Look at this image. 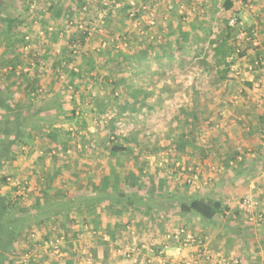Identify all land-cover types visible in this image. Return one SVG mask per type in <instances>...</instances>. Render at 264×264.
Instances as JSON below:
<instances>
[{
  "label": "crops",
  "instance_id": "crops-1",
  "mask_svg": "<svg viewBox=\"0 0 264 264\" xmlns=\"http://www.w3.org/2000/svg\"><path fill=\"white\" fill-rule=\"evenodd\" d=\"M47 1L53 5L49 14L57 20L73 12L78 2L86 0ZM224 1L192 0L191 3L197 4L198 7L202 5L204 8L209 4L213 8L214 14L212 13V15L215 16L212 21L214 25L215 21H221L218 16H227L232 11L223 6ZM244 1L250 2L248 10L247 6H242L240 0H232V9L239 10V12L244 9L245 18H247V13L252 14L253 12L256 14L252 15L256 18L254 22L256 24L264 23V0ZM32 2L33 0H0L1 27L5 29L6 25L13 20L17 29L26 33L24 27L27 23L24 22L22 16L26 17ZM45 4L46 2L43 6ZM158 4L161 5H159V13L163 18L168 19L169 25L181 24L177 18L174 20L170 14L184 7L181 6L182 1L175 3V10H165L166 15L162 14L161 8L167 9V1L161 0ZM189 8L192 7L189 6ZM204 8L203 12H206ZM181 11L179 9L180 13ZM199 19L195 21V24L204 21ZM258 26L256 25V28ZM260 26L264 27V25ZM24 44L17 45L15 54L18 53L25 57L24 65H32L24 68L30 70V76L43 80L40 77H44L45 72L53 73L59 70L55 65V60L48 56V51L42 50L45 52L43 58L29 60L24 51ZM255 52L260 54L264 66V47H259ZM3 54H5V46L0 39V57ZM6 55L10 56V54ZM33 61L37 63L39 71L34 69ZM44 63L49 64V68L46 69L43 66ZM19 67L21 68V65ZM5 71L6 69L0 70V83L4 84L6 81L9 85L14 84L16 79H7V74L4 77ZM91 73L92 71L88 70L86 76L80 78V82L87 80L90 86L93 85L90 82ZM253 77L257 81L262 78L264 83V72L255 73ZM29 83L27 82V84ZM35 85L44 87L45 84L40 82ZM23 86L28 89L26 85ZM251 86L252 88L246 89L244 86L240 87L239 90H245L244 92L248 93L249 99L236 102L237 105L234 106H238L235 109L239 113L234 115L230 113L233 115L232 122H222L220 127L223 134L216 136L213 141L216 147L213 153L215 157L207 159L206 156H203L200 157L202 159L200 162L203 163L202 166L207 165L209 171L217 167L219 172L232 174L228 180H225L226 177L223 176V181H219L215 190L220 191L222 188H227L228 191L234 193L231 196L238 194V198L247 192H253L264 209V84L261 88L253 87V84ZM4 87H1L0 84L1 93ZM13 87L17 88V86ZM60 87L61 85L55 82L51 97L53 94H58ZM236 88L228 89V91L235 94ZM228 91H226L227 94ZM20 100L13 99L12 103L18 106V110L25 118L23 138L3 160L0 171L5 168L6 159L14 165L17 164L20 159L18 158L19 149L25 153L21 159L28 158L30 151L35 154L34 159L30 158V165L26 171L27 179L23 181L28 185L29 196L26 201L32 208L26 213L32 215L31 218L36 223L29 238L36 241L39 238L37 234H40L46 241L48 239L52 241L64 236V254L61 258L53 260L52 264H80L81 259H91L94 264H141L144 258L150 254L151 246L162 247L172 244L174 241L169 240L168 235L180 227H186L199 236H208V246L215 254L212 264H264V222L258 224L247 222L242 213H234L231 204L228 205L229 210L224 215H217L213 222H205L195 213L181 212L180 199L182 197L194 196L201 191L200 196H206L213 189L203 188L194 193L185 186L184 191H181L182 188L179 186L167 187L157 183L153 177L149 179L147 171L150 170L151 173L159 168L155 162V153L152 151H138L134 145L130 149L129 144L125 143L128 149L121 154H116L106 146V150L96 149L92 154L85 155L89 158L88 165L82 167L68 165L64 170L57 171L53 166L54 163L49 162L50 158L55 156H51L55 151L52 147L63 148V154L68 155L65 162L69 164L70 157L82 156L77 149L80 148V144L77 143V147L76 145L65 147L60 141L49 138L47 134L52 129L60 131L63 124H59L57 121L49 123L44 118L27 117V110L23 108L24 105ZM151 106L155 107V105ZM58 109L59 106H57ZM44 128H48V130L36 134L38 130ZM237 155H242L243 159L231 166L229 161ZM187 158L193 160L196 157ZM69 167L70 170H68ZM231 168L232 170L237 168L239 171H230ZM69 179L73 181L72 184L68 181ZM216 181L218 180L216 179ZM12 191L14 189L8 182L0 183L1 195L9 197L8 193ZM117 193L137 194L145 200L140 204L139 201L128 202L126 197L121 195L119 197ZM96 195L101 196L102 199L95 202L87 200V197L91 198ZM92 212H95L99 217L98 225H95ZM230 213L233 218L228 220ZM42 250L41 247L39 253L44 255L45 252Z\"/></svg>",
  "mask_w": 264,
  "mask_h": 264
},
{
  "label": "rangeland",
  "instance_id": "rangeland-1",
  "mask_svg": "<svg viewBox=\"0 0 264 264\" xmlns=\"http://www.w3.org/2000/svg\"><path fill=\"white\" fill-rule=\"evenodd\" d=\"M137 1L140 5L147 4L154 9L156 14L155 25H127L128 18H124L126 21H123L122 19L125 16L122 14L118 15L120 8L111 12L104 23L99 21L97 22L96 20H98V18L94 15L102 7V0L80 1L75 5L73 12L56 20L49 14V11L52 10V4H49L47 0H33L32 6L29 5L26 17L22 16L24 22L27 23L24 27L27 33L26 43L23 46L24 51L27 53L29 60L43 58V53L48 51V56L55 60V65L58 66L59 70L55 72L52 71L53 73L45 72L46 75L44 77H40L43 80H38L37 83L43 82L45 84L44 87L36 86L38 88L37 90H32V88L27 90L23 85H27V82H32L34 76H30V70L24 69L25 67H31L32 65H24L25 57L21 55L22 58L15 72V75L17 76V78H15L16 81L14 84L10 85L6 81L4 83L5 85L1 82V87L5 86L2 89V93L4 96L6 95L9 98L8 101L10 103H12L13 99H21L20 102L24 105L23 108L27 110V117L39 119L44 118L49 123L57 121V123L63 124V126L61 125L62 127H60L63 132H70L75 136L71 145H76L77 147V143H79L80 148L77 149L82 156L76 158L70 157L68 159L71 160L69 164L65 162L68 155L63 154L64 149H58L56 146L52 147L55 151L51 154V156H55H52L50 158L51 161L49 162L52 164L54 163L53 166L57 169V171L64 170L68 165H70V167L86 166L88 165L89 158L85 155L92 154L96 149L106 150V146L108 149L113 141L120 140L129 144L130 149L134 145L138 151L149 150L155 153V162H157L159 168L151 173L150 170L147 171L146 174L149 176V179L150 177H153L157 183L166 185L167 187L176 185L182 188L181 191H184V187L187 183L186 175L190 172L177 166V163L180 162L182 166L199 167L202 171V178L207 179L211 174L214 176L209 184L204 187V189H213L212 191H209L206 196L217 197L224 201L226 205L231 204L234 206L236 200L239 199L238 194L231 196V194L234 193L228 191L227 188H222L220 191L215 190L216 186L219 185V181H223V176L226 177L225 180H228L232 177V174L219 172L217 171V167H214V169L209 171L207 165L202 166L203 163L200 162L202 159L200 158L201 156L198 152H185L184 154H178L175 151L173 142L180 134V127L178 126L176 115L178 112L177 109L180 106H186L191 113H195L200 116V125L196 129L195 138L198 143L204 147V149H208L210 151V153L206 155V158H214L215 156L213 153L216 147L213 141L216 136L223 134L220 127L222 122H232L233 115L239 113L235 109L238 106H234L237 105L236 102L238 103L241 100L249 99L248 93L244 92L245 90H239L240 87L244 86L245 89L252 88L251 85L253 84V87L261 88L264 84L262 82V78L257 81L258 85H255L249 80V78L254 76L255 73L264 72L261 56L255 52L259 47H264V27L260 26L264 25V23L262 22L256 24L254 22L256 18L252 16L254 14L253 12L252 14L247 13V18H245L244 9L240 12L239 10L237 11L236 15L242 20L244 25L249 29L253 28L257 31L258 45H243L240 47L237 42L235 43L237 52L234 58H232V60L235 61L232 65H235L237 71L234 72L231 70L230 77L223 83L219 85H212V81L215 78L216 73L211 58V44L208 40L197 44L194 42V37H192L190 42L185 45H173V51L170 55H159L158 50H151L148 58L140 65L139 69H141L143 73L139 76L137 75V77L133 76L134 82L141 83L143 81V85L147 89L155 91V94L150 99V103L142 110L132 113L128 109L121 111L119 110V107L111 105L105 113L101 114L98 112L97 106L92 102H89L88 96V98L84 101L79 100V95L83 93H87V95H94L101 92L102 90L100 86L94 84L92 79H90L91 84H93L91 86L89 82L87 83V80H84L82 82L84 84H82L80 82V78H76L73 83H70L72 71H74L72 65L74 66L76 64L79 68L84 59L91 58L97 61L96 65L99 67L100 62L96 53L98 48L104 41L106 42V46L110 43H115L117 46L121 45L124 40H121L118 37L119 32L123 29L124 25L128 26L126 29L127 31L129 30L131 34L139 35V39H135L133 42L130 40L127 47H117L129 53L130 51H135L137 46H140L141 42L146 41L148 36H154L155 32L160 35H169L171 44H173L174 36L176 34L178 35L182 30L190 31L192 29V25L195 24V21L200 20L199 18L202 17L203 14H214L213 8L210 7L209 4L206 8L200 5L201 8L206 10V12H202L199 10L197 4L191 3L192 0H174V3L182 1L183 4H181V6L187 7L179 8L186 13V19L180 18L182 13H180L179 9H177V13L174 12L170 15L174 18V20L177 18L181 24L169 25L167 22L168 19L163 18L159 13L160 4H158V2L161 0ZM166 1L168 5L170 0ZM240 1L243 3V7L247 6V10L250 8V2H245L244 0ZM45 2L46 4L43 6ZM83 5H87L89 7L88 10H86V13L80 11ZM189 6L192 7V9H196L191 14H187V12L191 10ZM161 9L162 14L165 15L167 14L165 13V10H175L168 7L167 9L165 7ZM231 15L232 11L227 16H218L221 18V21H215L216 23L213 26L214 32L211 39H215L216 36H218L221 29L224 27V20ZM77 21H83L85 23L84 26L88 28L87 31H89V33L83 41L80 37H77V39L71 42V45L69 41H71L70 39L72 35L81 30V28L77 27L78 25H75V22ZM147 21L148 16L143 15V24H146ZM92 22L97 23L95 25H91ZM49 25L53 26L52 31L47 30ZM256 25H259L258 28H256ZM138 28L143 29L145 31L144 34H140L138 32ZM74 44L77 45V53H74ZM57 48H60L61 51L57 52ZM239 48L240 50H238ZM42 50L45 52H42ZM255 58H258L261 63V69H258V71H256V69H251V64ZM60 60H62V63L59 62ZM33 62L34 69L39 71L37 63L35 61ZM20 65L21 68L19 67ZM55 65L53 66L54 68L56 67ZM43 66L46 67V69L49 68V64L47 63H44ZM7 73H9V71L6 70L3 76L6 77L5 74ZM131 77L132 75L129 73L128 78L130 79ZM55 82H58L61 85V89L58 94H53L51 97V92L54 91L52 87ZM13 86H17V88H14ZM231 88H236L235 94L228 91V89L230 90ZM226 91L229 93L227 94ZM71 95L72 98L70 97ZM234 95H236V97H234ZM48 97L49 99H47ZM117 101L119 102L116 105L120 106L122 99H118ZM151 105H155V107L153 108ZM57 106H59L58 110ZM74 106L77 107V111H80L82 115L85 116L88 122V128L82 133L75 132V124L72 119H66L61 116L63 111L69 112ZM1 115L2 112L0 111V120L2 118ZM190 128L191 126L188 125L186 129L188 130ZM44 130H48V128L41 129L40 131L38 130L36 134H41ZM125 139L127 140L125 141ZM18 151V158L20 159H18L17 164L14 165V163H11V161L6 159L4 164L5 168L0 171V177H11L13 184L16 181L23 182L27 179L26 176L28 174L26 171L29 167L28 165H30V158H35V154L30 151L28 153V158L21 159L25 153L22 152V149H19ZM249 152L252 153V151ZM191 156H195L196 158L188 160L187 157ZM70 167L68 170H70ZM204 171L206 172L205 174L203 173ZM230 171L238 172L239 170L237 168L232 170L231 168ZM216 179L218 181H216ZM68 181L71 182V184L73 183L71 179ZM8 194L10 195L8 199L11 201V211L13 215H26V210L32 209L26 201L29 196V192L27 197L18 196L14 194V191ZM196 194L200 195L202 194V191ZM232 218V214L230 213L228 220ZM35 224L36 223L32 218H27L23 221L22 228L20 229V236L8 253V257L13 264H19L24 260L26 255L30 256L32 253L39 254L41 260L45 264H52L53 260L61 258L62 255L60 257L50 255L52 251H47L44 248L46 239H44L40 234H37L39 238L36 241L29 238ZM50 240L51 239H48L47 241ZM174 244L175 241L172 244L167 245L171 246ZM41 247L43 248L42 251L45 252L44 255L39 253Z\"/></svg>",
  "mask_w": 264,
  "mask_h": 264
},
{
  "label": "trees",
  "instance_id": "trees-1",
  "mask_svg": "<svg viewBox=\"0 0 264 264\" xmlns=\"http://www.w3.org/2000/svg\"><path fill=\"white\" fill-rule=\"evenodd\" d=\"M124 0V5L119 9V14L124 15L123 21L128 18V11L131 8L130 4ZM175 6V5H174ZM223 6L226 9H231L232 14H237L236 9L233 8L232 0H225ZM168 7V5H167ZM174 9V7H173ZM61 14V13H60ZM137 16H140L138 13ZM126 18V19H124ZM183 18V15H180ZM203 22H197L192 25V29L189 31L182 30L180 33L174 36L173 44H171L170 36L167 34L160 35L155 32L152 37H147L146 41L140 43L137 49L133 52H125L120 48H117V44L110 43L106 47L99 49L96 53L99 58L100 65H96L97 61L84 59L78 71H72V78L70 83L76 78H83L86 76L87 71H92L91 79L94 84H97L101 88V92L94 95H87L83 93L79 95V100H85L89 97V102L97 106L99 113H105L109 106H117L119 110H130L132 113L142 110L147 104L150 103V99L155 94L154 90L147 89L143 84L136 83L133 80V76L137 77L143 71L139 69L140 65L148 58L151 50H158L159 55H170L173 51V45H185L189 43L192 37H194L195 43L208 40L212 46V62L215 68V78L212 81V85H219L230 77L231 65L235 62L234 58L237 48L235 42V32L233 28L228 24V18L224 20V27L221 29L218 36L215 39H211L213 34L214 25L213 20L215 16L212 14H203L200 17ZM10 19V17H9ZM122 27V26H121ZM126 25L119 32V39L133 42L135 39H139L138 34H131L126 29ZM200 30V31H199ZM89 31L87 29H81L77 33L73 34L70 43L77 37L83 41ZM131 34V35H130ZM0 39L5 46V54L0 57V70L6 69L7 78L12 79L15 75L17 67L21 60V54H15V50L18 44L26 43V33H22L17 29V25H14V21L11 20L4 29L0 25ZM69 43V44H70ZM72 45V43H71ZM6 54H10L7 57ZM231 59V60H230ZM63 60V59H62ZM62 60L59 62L62 63ZM67 62V61H66ZM68 63V62H67ZM9 68V69H8ZM98 68V69H97ZM97 69V70H96ZM95 71V73H93ZM132 77L129 79L128 74ZM14 77L13 79H15ZM38 79L35 77L32 82L27 84V90H37L36 88ZM30 87V88H29ZM34 87V88H33ZM88 96V97H87ZM118 99H122L121 105L118 104ZM176 120L180 127L179 137L174 140L173 147L175 151L180 153H192L198 152L203 157L210 153L208 149H204L195 138L196 129L200 125V116L195 113H191L186 106H180L178 109ZM0 111L2 112L0 120V166L3 160L9 155L13 147L16 146L23 138V127L25 118L18 110V106L13 105L8 101V97L3 95L0 91ZM70 115V116H69ZM63 118L72 119L75 124V132L82 133L88 128V122L85 116L80 111H77V107H72L71 111H63ZM190 125V129H186ZM47 136L53 140L60 141L65 147L71 145L74 141V135L70 132L65 133L63 130L55 131L52 129ZM127 139H125L126 141ZM111 152L121 154L125 152L128 147L124 142L118 140L113 141L109 147ZM7 177L1 176L0 183H5ZM186 187L189 185L186 183ZM120 197H126L128 202L139 201V204L144 202V198L135 194H121L117 193ZM171 196V195H169ZM101 196L96 195L93 197H87L88 201H100ZM180 210L183 213H195L199 215L205 222H213L215 217L219 214H223L229 210V206L221 199L209 196H188L180 199ZM12 205L8 197L0 194V264H13L9 257V250L13 247L15 241L20 236V229L22 223L27 218H31L32 215H13ZM28 211V210H26ZM25 212V211H23ZM234 213L238 211L234 210ZM94 216L95 225L99 223V217L95 212H92Z\"/></svg>",
  "mask_w": 264,
  "mask_h": 264
},
{
  "label": "built area",
  "instance_id": "built-area-1",
  "mask_svg": "<svg viewBox=\"0 0 264 264\" xmlns=\"http://www.w3.org/2000/svg\"><path fill=\"white\" fill-rule=\"evenodd\" d=\"M127 2L131 6L128 11L127 25H155L156 14L154 9H152L150 5H140L137 0H128ZM169 2L170 3L168 4V8H173L175 4L174 0H170ZM124 4V1L102 0V7L94 15L98 18V20L96 21L104 23L111 12H114L115 10L121 8ZM241 4L243 3L241 2ZM88 8L89 7L87 5H83L80 11L86 13V10H88ZM198 8L203 12V8ZM195 10V8H191V10L187 12V14H191ZM138 13L140 14V16H137ZM181 13L183 14V18L186 19V13L183 10L181 11ZM143 15L148 16V21L146 24H143ZM97 22H92L91 25H95ZM228 24L231 28H233L235 32V42H237L240 47H242L243 45H258L257 31L253 28L249 29L248 27H246L242 20L236 14H232L230 17H228ZM75 25H78V28L88 30V28L84 26L85 23L83 21H77L75 22ZM47 30L52 31L53 26L49 25L47 27ZM138 32L140 34H144L145 31L141 28H138ZM124 41H122L123 43L117 47H127L128 42ZM105 46L106 42L104 41L98 48V50L104 48ZM73 47L75 48L74 53H77V45L74 44ZM238 50H240V48ZM60 51L61 49L57 48V52ZM72 67L74 71H78L79 69L76 64L74 66L72 65ZM251 69H256V71H258V69H261V63L258 58H255L253 60ZM231 70L234 72L237 71L235 65H231ZM249 80L252 81L255 85H258L257 80L253 76L249 78ZM70 97L72 98V95ZM242 159V155H237L229 161V164L234 165L237 162H240ZM177 166L182 167L183 170L190 172L188 173V175H186V182L192 192H198L202 190L214 178L213 174L209 175L207 179L202 178V171L199 167L182 166L180 162L177 163ZM11 179V177H7L9 185H12L14 189V194L27 197V194L29 192L27 183L14 181L15 183L13 184V181ZM234 204L235 205L233 206V209L242 213L247 222L251 224L264 222V209L261 205V202L255 197L253 192L245 193L238 200H236ZM168 238L171 241H175V244L162 247L151 246L150 254L144 258L141 264H212L211 262L214 260L215 254L208 246V236H199L186 227H180L177 231L170 233L168 235ZM64 243L65 238L64 236H61L56 241H46L44 243V248L47 251H52L50 255L60 257L62 254H64ZM22 264L45 263H43L39 254L32 253L30 256L26 255V257L22 261ZM80 264H94V262L91 261V259H81Z\"/></svg>",
  "mask_w": 264,
  "mask_h": 264
}]
</instances>
